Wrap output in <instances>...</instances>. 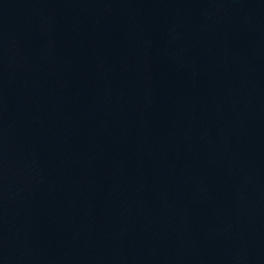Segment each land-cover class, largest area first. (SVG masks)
<instances>
[{"label":"water","instance_id":"95a60500","mask_svg":"<svg viewBox=\"0 0 264 264\" xmlns=\"http://www.w3.org/2000/svg\"><path fill=\"white\" fill-rule=\"evenodd\" d=\"M0 264H264V0H0Z\"/></svg>","mask_w":264,"mask_h":264}]
</instances>
